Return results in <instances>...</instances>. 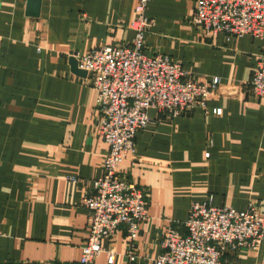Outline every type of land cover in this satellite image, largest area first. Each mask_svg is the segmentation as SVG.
Masks as SVG:
<instances>
[{"label":"crops","instance_id":"obj_1","mask_svg":"<svg viewBox=\"0 0 264 264\" xmlns=\"http://www.w3.org/2000/svg\"><path fill=\"white\" fill-rule=\"evenodd\" d=\"M27 2L0 0V264H79L91 220L81 201L102 175L108 145L95 128L97 91L68 59L131 44L137 0H42L38 17L26 14ZM195 6L151 0L145 42L200 82L219 78V88L206 108L183 116L149 110L156 123L137 132L136 152L119 166L148 190L137 259L128 258L123 227L102 242L114 262L102 252L95 264H154L167 226L183 229L191 203L210 195L215 206L244 211L253 201L264 214V99L246 86L264 40L207 36L191 20ZM230 264H264V241L232 253Z\"/></svg>","mask_w":264,"mask_h":264},{"label":"built area","instance_id":"obj_2","mask_svg":"<svg viewBox=\"0 0 264 264\" xmlns=\"http://www.w3.org/2000/svg\"><path fill=\"white\" fill-rule=\"evenodd\" d=\"M150 1L136 2L129 24L134 32L131 44L105 45L76 55L78 67L87 72L86 80L97 91L95 128L108 145L102 175L93 182L91 195L81 201L91 211V220L79 264H95L102 252L113 263L115 251L102 242L123 227L128 232V258L137 259V237L148 218V190L119 166L136 152L137 132L156 123L149 110L167 118L183 116L206 108L219 88V78L200 82L173 57L146 45L153 25L147 15ZM191 20L207 36L224 33L228 39L250 35L264 40V0H196ZM246 86L264 98V52L258 55ZM214 113L220 115L222 109ZM212 200L210 195L193 201L183 229L177 224L167 226L154 264H230L232 253L259 249L264 241V214L259 206L250 201L240 211L215 206Z\"/></svg>","mask_w":264,"mask_h":264},{"label":"water","instance_id":"obj_3","mask_svg":"<svg viewBox=\"0 0 264 264\" xmlns=\"http://www.w3.org/2000/svg\"><path fill=\"white\" fill-rule=\"evenodd\" d=\"M41 4L42 0H28L26 14L31 17H38L40 15ZM76 55L74 54L68 59L71 71L80 77H87V72L78 67Z\"/></svg>","mask_w":264,"mask_h":264},{"label":"rangeland","instance_id":"obj_4","mask_svg":"<svg viewBox=\"0 0 264 264\" xmlns=\"http://www.w3.org/2000/svg\"><path fill=\"white\" fill-rule=\"evenodd\" d=\"M13 1H15V0H4V3L11 4ZM253 96L256 97L255 95H253ZM256 98H258V97H256ZM258 99H260V98H258ZM262 99H264V98H262ZM0 129H1V127H0ZM29 141L35 142L36 141V138L34 136H31L29 138ZM1 175H2V170H0V177H1ZM18 189H19V192L23 194L26 191L27 188L24 185H20V186H18Z\"/></svg>","mask_w":264,"mask_h":264}]
</instances>
